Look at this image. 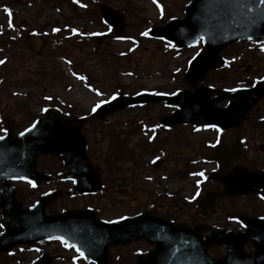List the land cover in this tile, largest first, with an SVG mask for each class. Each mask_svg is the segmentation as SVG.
I'll return each instance as SVG.
<instances>
[{"label":"rangeland","instance_id":"1","mask_svg":"<svg viewBox=\"0 0 264 264\" xmlns=\"http://www.w3.org/2000/svg\"><path fill=\"white\" fill-rule=\"evenodd\" d=\"M189 1L156 0V3H153V0H0V60L5 61L0 64V129L5 130L0 132V135L6 133L8 129L4 123L17 125L22 129L29 126L42 109L50 106H60L72 111L74 115L84 116L91 112L96 102L109 99L113 93L121 89L134 94L157 90L170 92L183 87V72L178 76L175 74L179 68L186 67L194 51L177 56L163 43L142 36L141 33L162 26L172 18H181ZM99 3L120 7L126 12L127 29L123 37L104 38L97 43L95 38L99 35L104 36L107 31L99 21L100 13L97 8ZM5 8L9 10L8 13L4 11ZM9 23L12 25L11 28L8 27ZM54 28L59 31L53 32ZM72 29L76 31L72 32ZM34 38H39L40 43L35 44ZM248 45L250 44L235 45L224 52L223 56L229 62L232 57L237 60V64L231 70L219 73L225 86H232L236 77L246 80L248 75L258 77L264 73L263 52L260 49L258 51L249 49ZM243 63L252 68V74L246 75L243 72L245 67ZM76 76H83L84 80L90 82L85 84L84 80H79ZM218 81L217 77L209 78L210 83L216 84ZM95 91H100L103 95L97 97ZM261 106L264 107V103ZM139 114L144 116L143 119H147V111L146 113L134 111L115 118L126 117L127 121L128 118L135 115L138 117ZM106 120L102 123L106 126L111 124L114 128L115 120ZM92 128L89 126L88 132ZM116 132L120 134L124 130ZM110 146L106 132L97 130L93 136L92 148L100 149V152H93V160L102 165L101 155ZM50 160L55 162L54 159ZM174 182H177L175 178L174 181L165 182L163 185L173 193L177 188ZM151 186V183H143L145 188ZM17 188L20 193L19 199L24 205L37 199L41 193V190H33L27 184H18ZM151 189L146 192H151ZM123 196V191H119L114 197L122 199ZM103 197V194L96 196L95 200L64 197L53 203L47 212L80 207L90 202L103 203ZM236 209L234 211L221 209L219 221L213 216L209 223H223L227 212H238L247 216L264 215V205L258 202H254L252 206L238 205ZM110 212L111 217L128 213L120 210L118 206ZM193 212L192 209L184 210L180 216L192 223L193 220L199 219L196 214L192 216ZM101 215L109 217L106 212ZM225 225H229L226 220ZM144 246L134 243L128 245V248H118L114 252L117 254L122 251L134 252ZM39 248L40 246L31 250ZM51 248L50 246V254L58 259L54 264H74L76 255L73 251L69 254L61 247L55 250ZM221 252L223 251L219 250L218 254L221 255ZM30 253L28 255L23 253V257L28 258L27 260L22 258L25 260L22 264H27L37 251ZM18 254L21 255V252ZM18 259L19 256L16 255L13 261L4 264H20ZM75 264L88 263L76 260Z\"/></svg>","mask_w":264,"mask_h":264},{"label":"water","instance_id":"2","mask_svg":"<svg viewBox=\"0 0 264 264\" xmlns=\"http://www.w3.org/2000/svg\"><path fill=\"white\" fill-rule=\"evenodd\" d=\"M101 9L104 18L118 31L124 29L118 13L106 6ZM258 11L259 9H254L252 13H247L234 9L229 0H193L186 12V19L171 21L154 30L151 36L164 39L177 49L196 46L200 42L198 37L204 36L202 43L205 50L191 61L184 77L189 88L195 89L194 92L182 91L172 97L141 94L135 98H117L98 109L92 118L104 117L129 106L166 102L168 106L177 109L171 117L164 120V123L170 125L239 124L264 96V80L251 90L222 93L213 99L211 96L214 90L198 87V83L203 81L209 70L222 67L223 61L219 53L225 47L248 40L246 37L249 29L246 25ZM262 24L264 21L255 26L254 32L256 37L264 40ZM226 98H236L238 103L218 109L215 104ZM237 112L240 117H236ZM68 123H72L69 115L63 114L59 109L50 108L45 112V117L39 119L35 127H31V131L25 132L24 136L7 135L0 141V173L3 174L0 175V207L4 209L1 223L7 228L0 235V253L10 251L18 244L43 242L54 240L49 237L64 236L85 252L86 259L97 264H108L107 246L145 239L150 244H157L158 248L148 254L147 260L139 258L137 264H264V219H248L245 224L249 226V230L243 233L216 231L201 238L200 233L194 234L185 227H174L171 223L149 214L111 225L99 222L92 212L84 211H69L46 217L45 206L54 195L52 199L51 196L44 197L29 210H21L15 201L14 191L11 192L12 188L7 183L8 180L18 179L8 177L22 175L26 177L25 180L34 183L47 179V176L35 171L39 155H56L67 169L75 171L80 168L83 171L81 175L89 176L91 173L94 178L97 177L98 171L93 170L87 162L83 136L79 129L66 127ZM77 193V188L76 192L72 191V194ZM11 224L14 228L10 229ZM250 241L255 248L252 253L247 254L244 247ZM215 245L227 246L228 255L219 260L212 259L208 249ZM35 264H50V259L45 254L43 260Z\"/></svg>","mask_w":264,"mask_h":264},{"label":"flooded vegetation","instance_id":"3","mask_svg":"<svg viewBox=\"0 0 264 264\" xmlns=\"http://www.w3.org/2000/svg\"><path fill=\"white\" fill-rule=\"evenodd\" d=\"M155 93L171 94L163 91ZM120 94H125V92H120ZM128 110L131 112L135 110V113L138 111L146 113L147 111V119H143L144 116L142 117L141 114L138 117L135 115L128 118V121H126V117L115 118L126 114V110H123L106 118L108 121L109 119L115 120L114 128L113 125L106 126L102 122L83 124L81 131L87 141L88 159L100 169L102 189L99 193L80 197L82 199L94 198V200L101 194L104 197L103 203L90 202L75 208L94 210L100 219L108 221L146 211H156L166 219L174 220L177 224L187 225V222H183L185 219L180 214L186 209L195 208L198 210V201L207 191L211 189L223 190V184L217 181V178L228 177L239 167L251 172H264V127L258 124L260 120L264 119V107L262 106L253 109L244 123L237 127L224 129L205 125L180 124L169 127L162 125L161 118L172 113V110L162 104ZM7 126L12 130L17 129L16 125L7 123ZM77 126V123L68 124V127ZM89 126L93 127L90 132L87 130ZM94 127L97 130L105 131L108 141L111 143L110 148L104 150L105 153L101 155L102 165L92 158L94 151L100 152V149L92 148L93 136L97 132ZM118 130H124V132L118 134L116 132ZM50 159H54L55 162ZM38 163L40 171L56 177H60L61 173L66 172L55 157H40ZM215 176L216 180L213 179ZM172 178H175L177 183L184 185L179 186L177 192L174 191L171 194L163 183L172 181ZM144 182L151 183L152 186L145 188L143 187ZM189 182L193 183L190 190H187L186 185ZM53 183L55 185L51 186ZM66 183L58 180L45 183L46 189L43 192L56 191L59 196L58 200H60L64 195L69 196V190L73 185V183H69L70 185L67 186ZM149 189L151 192H146ZM119 191L124 193L122 199L114 197ZM17 194L20 196V193L17 192ZM250 198L255 199L251 201ZM239 199L230 197L219 200L216 203V213L213 216L218 214L221 209L236 210L238 205H241L237 201ZM244 199H248V202L244 200L243 206H252L255 201L264 204V199L256 195H246ZM116 206L128 213L111 217L110 210ZM75 208L71 207V209ZM104 212L109 217L101 215ZM226 214L228 215V213ZM201 224L206 229L223 226L221 225L223 223H209V219L201 221ZM239 228L230 227L235 231L241 230Z\"/></svg>","mask_w":264,"mask_h":264},{"label":"snow or ice","instance_id":"4","mask_svg":"<svg viewBox=\"0 0 264 264\" xmlns=\"http://www.w3.org/2000/svg\"><path fill=\"white\" fill-rule=\"evenodd\" d=\"M153 3H156V0H153ZM229 4L232 8L234 9H238V10H242L244 12L247 13H252L254 11V9H259V11L257 12V14L255 16H252L249 20L248 23L246 25V27L249 29V34L247 35V39L249 40V42H254L257 43L259 46V49L261 52H264V40H261L259 37L255 36V26L261 22L264 21V0H259V2L257 3V0H229ZM83 6V5H81ZM157 7H159V5H157ZM4 11L6 13L9 12V10L7 8L4 9ZM10 15V13H9ZM262 27H264V24L261 25ZM8 27H12L11 23H9ZM53 32H57L59 31V29H53ZM72 32H75V29L71 30ZM35 35V33H33ZM142 36H147L148 32H142L141 33ZM198 39L203 42L204 40V36L201 35L198 37ZM168 47H174V45H172L171 43L168 44ZM5 63L4 60H0V64ZM73 75H76L75 73H73ZM77 79L79 80H84L85 77L83 76H76ZM91 90V89H90ZM236 89H232V91H235ZM95 95L97 97H101L103 94L100 91H95ZM118 93H113L110 97V99H102L99 100L98 102H96L94 104V106L91 108L92 112H96L98 108H100L103 104H107L110 103V101H114L117 99ZM45 99H51V97H45ZM42 112H47L48 109L44 108L41 110ZM33 127H35V124H33ZM5 130L0 129V132H3ZM31 129H25V132H30ZM25 132H21L19 133L20 136H24ZM5 137L3 135H0V141L4 140ZM0 175H3L2 173H0ZM200 175H202V173H200ZM10 179H20V180H24L26 179V177L22 176V175H18V176H11L8 177ZM29 184H31L33 187H35L34 184H32V181L28 180L27 181ZM108 223H113V221H107ZM243 226V225H242ZM3 225H0V228H2ZM49 239H55L58 240L65 248H69V249H73L76 253H78V256L74 257V264L76 260H83L86 259L85 256V252L83 250H81L80 247L77 246L76 243H72L69 241V239H66L64 236H54V237H49ZM36 251H39V249H36Z\"/></svg>","mask_w":264,"mask_h":264}]
</instances>
